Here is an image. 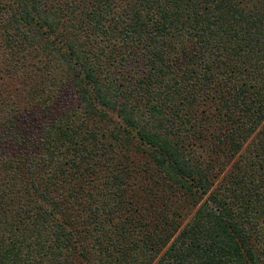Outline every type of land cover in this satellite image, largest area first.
<instances>
[{"label": "trees", "instance_id": "trees-1", "mask_svg": "<svg viewBox=\"0 0 264 264\" xmlns=\"http://www.w3.org/2000/svg\"><path fill=\"white\" fill-rule=\"evenodd\" d=\"M0 264H264V0H0Z\"/></svg>", "mask_w": 264, "mask_h": 264}]
</instances>
